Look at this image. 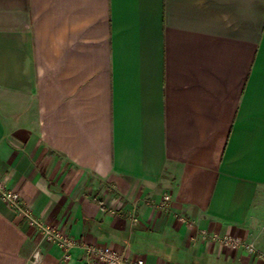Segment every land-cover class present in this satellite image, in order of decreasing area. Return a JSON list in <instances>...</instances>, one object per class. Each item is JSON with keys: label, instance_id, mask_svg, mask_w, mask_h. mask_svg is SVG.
<instances>
[{"label": "crops", "instance_id": "0c3cea01", "mask_svg": "<svg viewBox=\"0 0 264 264\" xmlns=\"http://www.w3.org/2000/svg\"><path fill=\"white\" fill-rule=\"evenodd\" d=\"M0 185L65 264H264L202 238L264 253V0H0ZM37 247L63 264L0 196V264Z\"/></svg>", "mask_w": 264, "mask_h": 264}, {"label": "built area", "instance_id": "2783aa9c", "mask_svg": "<svg viewBox=\"0 0 264 264\" xmlns=\"http://www.w3.org/2000/svg\"><path fill=\"white\" fill-rule=\"evenodd\" d=\"M0 196L3 200L13 206L18 212H20L31 224L35 225L40 231L43 239L54 242L62 249L61 261L63 264L68 262L72 257V249L79 247V241L73 238L71 235L55 229L49 222L38 219L31 215L27 210H24L20 205L19 191L14 189H4L0 185ZM169 195L165 194L163 200L168 203ZM210 238L213 241L219 243L226 249H236L241 245H244L246 251L251 255H258L261 259H264V253L257 252V249L253 242H244L239 237L230 233H220L213 231L211 233H202V238ZM83 264H146L142 258H136L134 260H126L121 249L97 247L93 245L83 246ZM42 254L39 247H37L32 253V262L39 264Z\"/></svg>", "mask_w": 264, "mask_h": 264}]
</instances>
